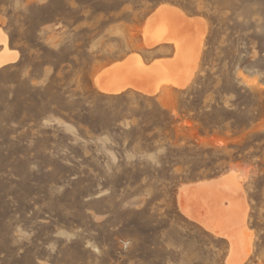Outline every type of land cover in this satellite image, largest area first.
I'll list each match as a JSON object with an SVG mask.
<instances>
[{
    "label": "rangeland",
    "instance_id": "obj_1",
    "mask_svg": "<svg viewBox=\"0 0 264 264\" xmlns=\"http://www.w3.org/2000/svg\"><path fill=\"white\" fill-rule=\"evenodd\" d=\"M162 5L204 22L189 83L99 90L132 54L174 56L146 47ZM0 28L17 55L0 68V264H264V0H0ZM222 176L248 207L235 246L179 202Z\"/></svg>",
    "mask_w": 264,
    "mask_h": 264
},
{
    "label": "bare ground",
    "instance_id": "obj_2",
    "mask_svg": "<svg viewBox=\"0 0 264 264\" xmlns=\"http://www.w3.org/2000/svg\"><path fill=\"white\" fill-rule=\"evenodd\" d=\"M202 25L204 26L202 19L189 17L181 9L170 5L160 6L144 27L146 47L152 49L157 44H173L176 50L174 56L149 61L145 56L132 54L129 58L115 62L97 72L94 76L96 86L106 94L134 90L148 96L165 91L168 86L181 88L186 86L191 80V73L197 68L204 32L200 31L201 35L196 38H190L186 34ZM0 46H2L0 53V68H2L15 62L17 55L9 49L7 35L1 28ZM153 54L155 52L148 56ZM229 179V176H222L217 180L186 186L181 191L179 202L184 209V196L187 195L191 202L188 203L189 207L205 210L206 206L210 214L206 222L199 219L200 217L190 216L198 222L206 223L211 231L222 234L235 246L234 243L239 244L249 238L250 233L246 227L248 207L240 191L241 183ZM232 196L233 200L230 199ZM193 199L203 200V205L193 202ZM225 200L229 202L227 207L224 205ZM212 214L217 216L215 221H212ZM241 249L243 247H240Z\"/></svg>",
    "mask_w": 264,
    "mask_h": 264
}]
</instances>
